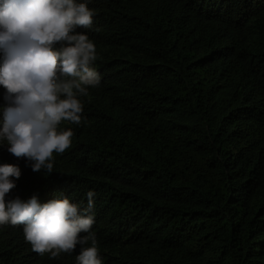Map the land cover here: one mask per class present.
Returning <instances> with one entry per match:
<instances>
[{
    "label": "trees",
    "instance_id": "1",
    "mask_svg": "<svg viewBox=\"0 0 264 264\" xmlns=\"http://www.w3.org/2000/svg\"><path fill=\"white\" fill-rule=\"evenodd\" d=\"M97 88L53 173L9 196L87 203L104 264H264V0H91ZM0 88V104H3ZM47 175V176H46ZM91 241H89V245ZM40 255L0 225V264Z\"/></svg>",
    "mask_w": 264,
    "mask_h": 264
},
{
    "label": "clouds",
    "instance_id": "2",
    "mask_svg": "<svg viewBox=\"0 0 264 264\" xmlns=\"http://www.w3.org/2000/svg\"><path fill=\"white\" fill-rule=\"evenodd\" d=\"M90 3L0 0V148L34 172H54V154L64 153L74 134L62 122L79 125L80 98L101 83L96 45L82 31L93 26ZM21 175L18 164L0 163V225H22L40 255L57 258L79 248L75 264H104L92 231L95 193H87L86 205L63 194L46 202L36 194L11 198Z\"/></svg>",
    "mask_w": 264,
    "mask_h": 264
}]
</instances>
